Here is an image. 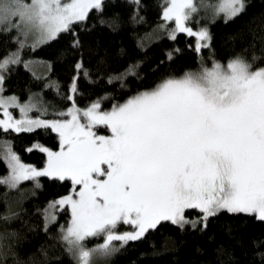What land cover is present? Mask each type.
Listing matches in <instances>:
<instances>
[{"label": "snow or ice", "instance_id": "obj_1", "mask_svg": "<svg viewBox=\"0 0 264 264\" xmlns=\"http://www.w3.org/2000/svg\"><path fill=\"white\" fill-rule=\"evenodd\" d=\"M156 7L153 22L151 0H0V143L7 168L0 175V264H65L66 258L107 264L130 242L147 241L158 251L152 238L169 225L211 240L209 230L222 216L244 259L219 245L218 264H264V8L251 12L250 0L214 6L163 0ZM200 7H214L210 19L221 13L225 23L240 21L224 58L207 23H187ZM103 29L134 43L117 47L100 36ZM178 33L195 37L189 47L196 66L177 73L178 47L146 65L148 44L161 36L174 41ZM41 46L53 49L51 59L30 51L25 58ZM36 64L44 71L37 73ZM57 64L68 69L67 81L53 74ZM20 66L42 81L35 92L28 81L27 100L9 92ZM145 66L160 75L148 82ZM97 85L99 92L89 91ZM45 89L58 103L46 99ZM86 93L94 98L81 107ZM12 133L33 137L26 151L45 154L42 166L22 159L6 138ZM49 186L53 191L40 203ZM255 223L261 231L250 235ZM28 234L39 237L38 246H25ZM90 240L96 242L89 246Z\"/></svg>", "mask_w": 264, "mask_h": 264}, {"label": "trees", "instance_id": "obj_2", "mask_svg": "<svg viewBox=\"0 0 264 264\" xmlns=\"http://www.w3.org/2000/svg\"><path fill=\"white\" fill-rule=\"evenodd\" d=\"M220 2V0H194V3L197 5L207 4V5H216ZM152 10L150 14V19L153 22H156L158 17L155 14L157 11V5L162 4L163 0H151ZM252 5L250 11L258 12L262 8H264V0H250ZM127 10V9H125ZM214 7L203 8L200 7L197 13H193V15L189 18L187 23H189L192 27L197 26V20L200 24L207 23L214 34V46L217 50L218 58H224L228 53L229 42L227 41V37L230 33H232L236 27H238L240 21H237L235 24L228 22L225 23L222 19V14L217 13L215 19H210L213 16ZM91 15V13H90ZM169 25L172 22H168ZM149 26H143V31H148ZM107 30L103 29L100 32V36L104 39H108L112 44L119 47L123 44L124 47H130L133 45V40L127 34H113L110 37L106 35ZM195 37L189 36L184 33H178L175 40L169 39L167 36H161L159 40H153L148 44L147 49V58L146 65L150 63H155V58L163 59V52L165 49L171 47H178L180 49L179 55L174 59L172 63V67L177 70V73L182 71L185 67H195L197 61V54L194 50V47H189V45L194 46ZM2 51V49H0ZM29 52V51H28ZM25 58H27V53ZM53 49L47 47H38L35 50H31L30 53L34 57L51 59ZM36 66H40V64H36L34 70L37 73H41L44 69H40L39 71L36 69ZM34 67V66H33ZM40 68V67H39ZM144 73L147 75L148 82H152L155 80L156 76H159L160 73H156L155 76L151 72V68L145 66L143 68ZM163 71V69H162ZM56 77H58L62 81H67L68 78V69L60 64H57L54 73ZM31 80L32 90L38 91V83H42V81L38 82L32 79L31 72L27 69H24L23 66L18 67L13 71L11 77V84L9 88V92L15 91L22 100L28 99L27 88L25 85L28 81ZM133 90H135L136 84L132 85ZM100 86L97 85L95 88L90 89L92 92H99ZM109 91H112L111 87H108ZM117 92L120 90L117 88ZM124 91H127L126 89ZM8 94V92H6ZM130 94V93H128ZM44 95L46 99L52 100L58 103L56 98V94L53 90L45 89ZM94 97L88 96L85 94L84 98L79 99L78 103L81 107L85 106L87 102ZM120 96L117 95V99ZM63 106V105H62ZM103 107H110L109 103H104ZM13 112L14 115H18V110L15 108L9 109ZM0 116H2V112H0ZM99 131L105 132L104 127L97 126ZM4 133L0 132V137H4ZM55 134H53L54 136ZM12 143V147L16 150L22 157V159L26 162L35 164L37 166H42L44 155L38 149L33 148L31 151H26V146H28L33 139V137L24 135V134H15L12 133L10 136L6 137ZM44 143L49 146H53L55 143L52 138H43ZM7 171L6 164L3 161V149L0 148V175L5 174ZM27 184V182H24ZM47 184V181H45ZM5 191V186L0 184V193ZM53 189L49 186L47 191L44 192L39 199V202L42 203L47 195L51 194ZM26 207H31V201H27L25 204ZM61 221H66L67 216L60 212ZM229 220L228 216H222L220 220L215 223L212 228L209 230V236L213 237L211 240L206 237H197L194 238L192 236H183L178 232V230L174 226H167L162 229L159 233H157L152 239L156 241V248L158 251L153 252L152 245L145 241L143 243H133L130 242L129 246L126 249H122L120 252L114 254L108 261L107 264H201V262L211 261L212 264H218L216 259L215 249L219 245H223L225 248H228L229 245L234 249V255L238 259H244L241 256V245L238 243H233V241L229 238L227 231L224 227L225 222ZM237 231H242V229H237ZM261 231V225L259 223L250 224L248 232L250 235L258 234ZM29 235V240L25 241L26 247H31L33 244L38 246L39 237H33L31 234ZM165 238H170L168 243L169 247L165 250L162 247L163 240ZM175 240L178 247L172 246V241ZM183 241V243H181ZM92 241H89V246H91ZM199 245L203 252H197L196 246ZM143 253V255H141ZM65 264H69L68 259H65ZM104 264V263H103Z\"/></svg>", "mask_w": 264, "mask_h": 264}, {"label": "rangeland", "instance_id": "obj_3", "mask_svg": "<svg viewBox=\"0 0 264 264\" xmlns=\"http://www.w3.org/2000/svg\"><path fill=\"white\" fill-rule=\"evenodd\" d=\"M28 51H31V50H27L26 52H28ZM40 67V68H39ZM34 68H35V65H34ZM36 69L39 71L40 69L42 70V69H44L43 68V66L42 65H40V66H36ZM40 70V71H41ZM10 109H13V108H10ZM0 148H2L3 149V152L5 151V147H4V145H3V143H0ZM128 225H123L122 227H121V229L120 230H127L128 229ZM90 241H92V243H95L96 241H94V240H90ZM91 243V244H92ZM104 263V261L103 260H95V258H94V264H103Z\"/></svg>", "mask_w": 264, "mask_h": 264}]
</instances>
